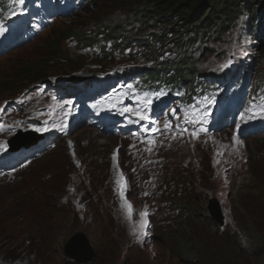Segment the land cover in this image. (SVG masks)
<instances>
[{"label":"rangeland","instance_id":"rangeland-1","mask_svg":"<svg viewBox=\"0 0 264 264\" xmlns=\"http://www.w3.org/2000/svg\"><path fill=\"white\" fill-rule=\"evenodd\" d=\"M94 2L95 5H81L71 18L54 20L53 25L30 45L0 58V98L12 96L13 92L6 94L4 91L16 86L23 88L26 81L42 70L55 80H64L66 74H75L73 72H99L123 65L126 56L133 57L127 60L129 62H142L141 50L130 39L123 41L129 32L122 29V36L117 39L122 38L118 42L123 41L120 45L98 41L87 49L73 41L96 32L98 38H102L103 32L112 36L116 24L125 19L124 3L121 8L110 9L109 0ZM103 16L112 22L106 31H103L106 27L99 30L96 27L97 20ZM68 30L81 34L65 38ZM54 40L63 51L54 60L44 63L43 46L54 44ZM107 45L109 49L103 53L102 48ZM261 54L264 65V49ZM82 66L84 70H80ZM260 68L264 71V66ZM16 75L20 80L27 75V80L14 83ZM194 118L195 111H192L183 123H175L172 134L145 155L161 152L188 138L193 131L203 135L196 123L191 122L196 121ZM200 120L204 122L203 128L210 124L209 117ZM156 131L160 132L145 124L136 133L146 138ZM113 138L82 127L68 138L69 149L59 144L19 173L21 177L10 183H0V204L2 198L15 190L17 196L26 195L25 187L29 185L45 192L52 202L51 209L39 219L42 227L33 229L27 218L18 224L15 242L6 236L9 230L3 226L5 221L0 222V264H66L67 258L61 249L76 235L89 238L95 256L91 264H264V144L256 147L250 141L234 142L232 135L225 132L198 142L193 139V144L180 143L175 150H169L171 162L183 172L163 183H167L163 195L155 191L150 193V198L169 195L167 199L177 205L160 206L155 221L173 216L180 227L158 222L153 237L149 206L132 195L134 174L128 172L129 168H120L117 149L123 144ZM93 146L95 154L91 153ZM124 154L127 158L125 151ZM156 170L159 169H151L150 175L156 174ZM119 173L125 175V199L135 210L134 220L140 219L139 212L147 206V235L143 243L133 234V224L121 208L116 184ZM147 178L156 184L155 189L163 187L161 176ZM178 178L180 185L175 184ZM211 207H214V215L225 218L223 227L214 224ZM80 254L84 256L86 252L81 250Z\"/></svg>","mask_w":264,"mask_h":264},{"label":"trees","instance_id":"trees-1","mask_svg":"<svg viewBox=\"0 0 264 264\" xmlns=\"http://www.w3.org/2000/svg\"><path fill=\"white\" fill-rule=\"evenodd\" d=\"M122 3L126 5L123 8L124 10H122L125 13V19L121 15V18L124 20L116 24L115 29L112 30V36L105 35L102 38H98L99 33L96 32L89 36H82L81 40L84 41L85 44L109 39L115 41L122 36L123 31H128L129 33L133 31H148L155 24L159 25V23L161 29L167 30V28H173L180 33H185L187 29L192 26L199 27L202 23L203 25H208V27L212 29L213 24L219 23L221 25L223 20L228 21L235 16L234 14L236 12H241L244 0L243 3L242 0H109L107 4L111 5L110 9H112L121 8ZM244 7L249 12L251 19H253L259 9L264 8V0H249L248 4H244ZM111 23L103 16L97 20L96 27L98 30L102 27H106L103 29V31H106L111 28ZM121 29L123 31H120ZM173 29L171 30L172 32ZM135 33L136 32L133 33V36H135ZM78 34H81V32L77 30H68L65 38L77 36ZM103 34H105V32H103ZM153 38L155 39V34H146V41L153 42ZM54 41V44L50 43L45 47L43 46L44 56L46 57L43 58L44 63L54 60L55 56H58L63 51L62 47L56 44L57 40ZM262 49L259 48L258 51L262 52ZM97 63L102 62L97 61ZM81 69L84 70V67L82 66L80 70ZM73 73L78 74L77 72ZM73 76L74 74H66L63 79L70 80ZM32 77L33 78L30 77V81H26L27 75H23L21 80L19 79L20 77L16 75L15 79L12 81L14 83L18 82L17 84L25 81L33 83L43 82L49 78H53V76L48 75L45 70H42V73ZM22 86H24V84ZM18 88L20 87H11L4 92L10 93ZM177 182L178 185H180L181 181L179 178L176 183ZM25 190L27 191L26 195L17 196V194H15L11 201V204H14V210H16L13 211L14 218H10L12 221L11 223L17 221L20 216L16 218V213H20L22 214L21 216L31 220L33 229H37L42 227L39 223V219L44 216L46 211L51 209L52 202L51 199L47 198L45 192L34 185H29ZM2 210L3 208L0 209V212L4 213Z\"/></svg>","mask_w":264,"mask_h":264},{"label":"clouds","instance_id":"clouds-1","mask_svg":"<svg viewBox=\"0 0 264 264\" xmlns=\"http://www.w3.org/2000/svg\"><path fill=\"white\" fill-rule=\"evenodd\" d=\"M43 82H45V81H43ZM223 102H224V100H223ZM220 114H221V112L218 111L215 114V116L213 117L214 120H216L220 116ZM227 115H228V113L224 114L223 118L225 119V117ZM257 124L264 125V113L257 112L253 119L247 120L243 125L235 124L233 127L238 128V132L235 134H232L230 132L229 133L232 135V137L234 135L238 136V135L246 134L248 137H250V139H245L244 141L242 140L243 141L242 143H247L246 141H250V142H254L256 144V147H258V146L264 144V129L255 128L256 127L255 125H257ZM91 130H93V129H91ZM213 135H217V134H213ZM101 136H103V135H101ZM103 137H106V136H103ZM109 137L113 138L111 136H109ZM205 137H210V136L209 135H199L198 138H196V142L204 139ZM193 139L194 138H192V137H188V138H186L180 142H177L173 145L166 147L163 151L158 152V153H154L152 155L147 156L144 154L143 156H141L139 158L130 157V158H126V159L124 158L122 161H119L121 169L129 168L128 172L130 174H134L133 182L131 183V185H133L132 195L134 197H137V199L140 201H145V203L149 206V223H150V227H151L150 229L153 231V234L151 235L153 237H154L155 227H156L158 222H160L162 225H171V226H175L177 228L180 227V224L174 220L175 217H173V216H169V217L165 216V218L160 219L158 221H155V217L158 214V210H159L160 206H175L177 204L174 203L173 201L167 199V197L169 195L167 197L161 198V199H152V198H150V193L156 191V192H160L163 195L164 188L167 184L166 183L163 185V183L166 182L167 179L175 178L174 175L176 173H180V171L183 172V170L180 169L179 166H177L173 162H171V160L169 158V156H171L169 150H171V149L175 150L176 145L180 144V143L181 144H193ZM125 146H124V148H125ZM173 153H174V151H173ZM137 166L140 167V171H138ZM151 169H159V170H156V172H157L156 174L150 175V174H152ZM131 170H135V171L131 172ZM135 173H139V174L136 175ZM123 176L125 179V175H123ZM148 176H161L162 177L161 184L163 187L159 190L155 189L156 184L151 179L147 178ZM135 185H136V187H134ZM26 188H28V187H25V189ZM16 191L17 190L11 192L10 194H8L4 198H2L1 204H0V209L3 208L2 211L4 212V213L0 212V222L2 223L3 221H5V222H3V226L9 230V233L6 236L8 238H10L13 242H15L17 240L18 229H19L17 227L18 224L23 223L24 220L26 219V217L21 216L22 214L16 213V218L19 216L20 217L17 219V221H14V223H11L12 221L10 218H14V212L13 211H16V210H14V204H11V201L13 200L15 194H17ZM144 193H148V195H144ZM216 205H217V202H216ZM176 210H178V209H176ZM173 211H175V210H173ZM7 212H8V214L6 216H3V214H5ZM211 215H213V214L211 213ZM211 217H212L213 221H215L214 224H216L218 227L221 228L225 225V218H223V217L221 218V216H220V221H217L214 218V216H211ZM87 239H88L89 244H90V240L88 237H87ZM65 248L66 247L61 249V251L66 256ZM66 258H67L66 264H91L92 260L95 257L87 263L78 262V261L71 259L67 256H66ZM191 260H192V258L189 259L188 262L190 263Z\"/></svg>","mask_w":264,"mask_h":264},{"label":"snow or ice","instance_id":"snow-or-ice-1","mask_svg":"<svg viewBox=\"0 0 264 264\" xmlns=\"http://www.w3.org/2000/svg\"><path fill=\"white\" fill-rule=\"evenodd\" d=\"M19 2L22 3L23 0H19ZM0 31H2V30H0ZM229 63H230V61L225 63V64L220 65L221 69L228 67ZM67 103H71V102L69 101ZM143 103H144V108L146 110L151 105L152 101L150 99H145ZM254 107L255 106H253V108ZM253 108H249L247 111L248 112H253ZM124 111L125 112H132L133 115L138 116L139 119H141V120H149L150 119V117L147 114H145L144 112H141V110H139V109L133 110V109H130V108H125ZM259 111L261 113H264V106H260ZM65 115H70V113H65ZM249 118H251V117H249ZM243 119H244V115L242 114L241 115V120H243ZM191 122L192 123H196L198 121H191ZM168 127H169V125L165 124V128H168ZM35 130L36 131H42V130L46 131L47 129L36 128ZM184 131H187V129H185ZM201 131H207V130L206 129H201ZM190 135L194 139L198 138V132H196V131H193ZM232 139L235 142V141L238 140V137L234 135L232 137ZM148 144L152 145V144H154V141H148ZM6 150H7V144L6 143H0V151H6ZM145 150L151 152L152 148L148 147ZM218 155H223V154L222 153H218ZM113 159L114 160L116 159L115 156L113 157ZM217 162H219V161H217ZM116 184L118 186L119 194H120L121 200H122L121 208L125 210L126 219L133 224V234L137 235V239H139L140 242L143 243V238L147 235V233L145 231V229L147 228V224H148V220H147V215H148L147 206H145L143 211L139 212L140 219L138 221L134 220V212H135V210H134L133 206L131 205V203H129L125 199V193L127 191V184H126V181L124 179L123 173H119V178L116 180ZM144 195H148V193H144Z\"/></svg>","mask_w":264,"mask_h":264},{"label":"water","instance_id":"water-1","mask_svg":"<svg viewBox=\"0 0 264 264\" xmlns=\"http://www.w3.org/2000/svg\"><path fill=\"white\" fill-rule=\"evenodd\" d=\"M215 206L217 208V205ZM213 209L214 207H211L212 214L214 212ZM213 216L217 221H220L219 215L213 214ZM81 250L86 252L84 256L80 254ZM65 253L67 257L83 263H87L95 257L94 253L91 252L89 241L85 235L73 236L65 248Z\"/></svg>","mask_w":264,"mask_h":264},{"label":"bare ground","instance_id":"bare-ground-1","mask_svg":"<svg viewBox=\"0 0 264 264\" xmlns=\"http://www.w3.org/2000/svg\"><path fill=\"white\" fill-rule=\"evenodd\" d=\"M46 32V31H45ZM45 32H43L41 35H43ZM30 85V84H29ZM232 122H234V117H227V120L224 122V124L222 125V127H226L229 124H231ZM232 127V126H231ZM73 133V132H72ZM98 139H100V137H98ZM88 150V149H87ZM91 150V149H90ZM84 151V150H83ZM92 154L96 153V147L93 146L92 150H91ZM95 158V157H94ZM26 159V158H25ZM127 254V253H126ZM125 255V254H124Z\"/></svg>","mask_w":264,"mask_h":264}]
</instances>
